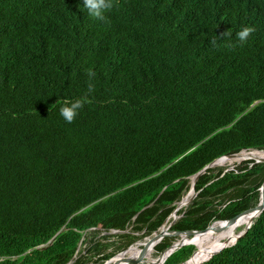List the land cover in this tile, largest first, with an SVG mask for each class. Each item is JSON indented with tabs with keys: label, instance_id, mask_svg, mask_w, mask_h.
Listing matches in <instances>:
<instances>
[{
	"label": "trees",
	"instance_id": "16d2710c",
	"mask_svg": "<svg viewBox=\"0 0 264 264\" xmlns=\"http://www.w3.org/2000/svg\"><path fill=\"white\" fill-rule=\"evenodd\" d=\"M110 2L98 19L83 0H0V264H85L79 246L101 245L85 232H156L193 175L264 151V0ZM78 100L68 123L60 109ZM251 163L205 170L170 231L256 206L264 164ZM213 251L187 244L163 264H264V210Z\"/></svg>",
	"mask_w": 264,
	"mask_h": 264
},
{
	"label": "bare ground",
	"instance_id": "6f19581e",
	"mask_svg": "<svg viewBox=\"0 0 264 264\" xmlns=\"http://www.w3.org/2000/svg\"><path fill=\"white\" fill-rule=\"evenodd\" d=\"M250 151H256V150H250ZM250 151H243V152L238 153V154L233 155V156L222 157L220 159H217L212 163L210 168L223 167V166H233L237 162L239 164V163H242L243 161H246V160L256 161L258 163L262 162L264 164V153H263L264 151L260 154L254 155L252 158L251 157L240 158L239 155H243L245 152H250ZM228 158H230V159H228ZM222 159H227V160L219 161ZM191 181H192V179H191ZM193 198H194V193L191 190H189L183 196V198L178 202L177 209L187 207L191 203ZM251 219H252L251 217H247V218L242 219L241 222H237L236 224L235 223H228L231 226V229H229L227 232L224 230H220V229H214L213 230L211 228V227L215 226V225H213L206 232L194 234L192 237L182 236L181 239L178 240V242H181V243H174L173 245L175 247V246H178L179 244H182V243H192L195 246V248L198 250V252H201V254L203 255L204 253H202V252L216 250V249L224 246L225 244L231 245L235 241L238 233L240 232V230L238 232H236V230L240 229V228H242V230H243L245 228V226H247L248 224L251 223ZM175 220H176V218H175V216H173L172 219L170 220V223L174 222ZM164 226H163V228L161 227L160 230L158 231V233H155L154 236L146 238V239L134 244L132 246V248L127 249L126 250L127 252L125 253V256L122 260H118V255H117L116 258L114 260H111V262H108V264H124V263L129 264L130 260L136 256H138V258H139L138 261H136L137 264H139L140 261H144V262H147L149 264H157L158 261H156L154 258H148V259H142V258L149 253H153L154 243L156 242L158 237H160V236L165 237L167 235L169 225H167L165 227ZM210 238H219L221 241H216L213 243H203L202 242V241L208 240ZM141 251H144V253L142 254Z\"/></svg>",
	"mask_w": 264,
	"mask_h": 264
},
{
	"label": "rangeland",
	"instance_id": "374dc122",
	"mask_svg": "<svg viewBox=\"0 0 264 264\" xmlns=\"http://www.w3.org/2000/svg\"><path fill=\"white\" fill-rule=\"evenodd\" d=\"M262 152H253V153H247V154H243V155H239L240 158H244V157H253L254 155L256 154H260ZM264 153V152H263ZM246 161H251V160H246ZM246 161H243V162H246ZM242 162V163H243ZM253 162V161H252ZM241 163L238 164V162L236 164H234L233 166H223V167H216V168H209L213 171V174L217 173L218 171H224V170H227L229 168H234L238 165H240ZM258 164H263L262 162L258 163ZM191 181V179H189ZM190 181H189V186H190ZM196 197V195H195ZM194 197V198H195ZM193 198V199H194ZM193 201V200H192ZM191 201V203H192ZM190 203V204H191ZM178 203H176L175 205L177 206ZM189 204V205H190ZM188 205V206H189ZM187 207H184L185 209L188 208ZM184 208H181V209H177V211L175 212L174 216L176 218V220L173 222V224L180 218V212L181 211H184L185 209ZM179 212V213H178ZM167 225H170V221L169 219L166 221ZM165 223V224H166ZM218 223V222H216ZM215 223V224H216ZM172 224V225H173ZM171 225V226H172ZM214 225V224H213ZM212 225V226H213ZM171 226L168 228V231H170V228ZM213 230L214 229H220V230H224V231H228L229 229H231V226L229 224H226V225H221V226H214V227H211ZM160 230V228L156 231V232H153L151 234H145L144 231H141V232H137V233H132L131 232V227L127 228L126 231L124 232H115V231H109V232H99V233H94L92 231H87L84 233L83 237L85 239H87L88 241L93 239V242L95 243H98V244H101L100 247H99V250L100 252L97 253L95 250L94 251H89L88 252V249H89V242L88 243H83L79 246L78 248V252H81L82 251V254H85V261L86 263L85 264H108V261L111 262V260H114L116 258V256L118 255V260H122L125 256V253L127 252L126 250L127 249H130L132 248V246L146 238H149V237H152L154 236L155 233H158V231ZM242 231V228L240 229H237L236 232L238 231ZM124 233H129L130 235H133L134 236V239L132 241V243L126 248L124 249L123 247V243H124V240H122L119 236L121 234H124ZM194 235V234H193ZM193 235H186L187 237H192ZM182 236V235H181ZM181 236H176L175 239H172V244L174 243H181V242H178L179 239H181ZM166 237H171V234L169 235H166L164 238ZM163 238V239H164ZM190 245H193V244H190ZM194 247V253H195V246L193 245ZM123 248V249H122ZM145 251V250H144ZM144 251H141V253L143 254ZM87 252V253H86ZM193 253V255H194ZM201 253V252H199ZM141 254V255H142ZM140 255V256H141ZM153 258L156 260V261H159L161 259V256L162 254H158L155 250H153ZM192 255V256H193ZM192 258V257H191ZM190 258V259H191ZM111 259V260H110ZM135 259H138V256L132 258L130 260V263L135 260ZM129 263V264H130ZM187 261L184 263L186 264ZM125 264V263H124Z\"/></svg>",
	"mask_w": 264,
	"mask_h": 264
},
{
	"label": "water",
	"instance_id": "95a60500",
	"mask_svg": "<svg viewBox=\"0 0 264 264\" xmlns=\"http://www.w3.org/2000/svg\"><path fill=\"white\" fill-rule=\"evenodd\" d=\"M243 151H245V150H243ZM256 151H259V152H263V151H260V150H256ZM240 152H242V151H240ZM239 152V153H240ZM238 154V153H237ZM233 155H236V154H232V155H228V156H233ZM228 156H223V157H228ZM220 158H222V157H220ZM220 158H218V159H220ZM217 160V159H216ZM215 161V160H214ZM213 161V162H214ZM213 162H211L210 164H208L206 167H204L200 172H198V173H196L195 175H193L190 179H192V181H190V187H189V190H191L193 193H194V197H195V195H196V193L194 192V185H195V182L197 181V179H198V177L200 176V175H202L204 172H205V170H207V169H209L210 168V166L212 165V163ZM256 163H258V162H256V161H253L252 163H251V165H253V164H256ZM232 168H229V169H227V170H224L223 171V173H225L226 171H229V170H231ZM188 190V191H189ZM264 210V182H263V184H262V186H261V189H260V195H259V201H258V203L256 204V206H254V207H252V208H250L249 210H247L245 213H243V214H241V215H239V216H237V217H234V218H232V219H230V220H226V221H215V222H220V223H223V224H228V223H237V222H241V220L242 219H244V218H247V217H251L252 219H251V223L250 224H248L247 226H245V228L242 230V231H240L239 233H238V235L236 236V239H235V241L231 244V245H227V244H225L224 246H222V247H220V248H218V249H216V250H214L213 252H212V255L215 253V252H217V251H220V250H222V249H225V248H227V247H230V246H232V245H234L235 244V242L243 235V234H245L246 233V231L250 228V226L252 225V223H253V221L262 213V211ZM177 211V206L175 207V209L173 210V212L169 215V217L172 215V214H174L175 212ZM168 217V218H169ZM168 218L167 219H165V221L163 222V224L161 225V227H163L164 225H165V223H166V221L168 220ZM173 224V222H171L170 223V225L168 226V227H170L171 225ZM213 224V223H212ZM211 224V225H212ZM210 225V226H211ZM210 226H208L205 230H203V231H200V233H202V232H206L209 228H210ZM160 227V228H161ZM115 232H120V231H115ZM196 233H199V232H184V233H181V232H171V231H167V235H169V234H171V235H174V236H186V235H193V234H196ZM181 236V237H182ZM164 238V236H160V237H158L157 238V240H156V242L154 243V247L157 245V244H159L160 243V241L162 240ZM52 241V240H51ZM50 241V242H51ZM187 244H192V243H182V244H179L178 246H175L174 247V245L173 244H171L166 250H165V252L162 254V256H161V259L158 261V263L157 264H163L164 262H165V260L167 259V257L170 255V254H172L175 250H177L178 248H180V247H182V246H184V245H187ZM211 255V256H212ZM211 258V257H210ZM210 258H208L207 260H209ZM111 260V259H110ZM206 260V261H207ZM189 261V259L187 260V262ZM109 262V261H108ZM205 262V261H204ZM130 263V262H129ZM139 264H149V263H147V262H144V261H140V263ZM202 264V263H201Z\"/></svg>",
	"mask_w": 264,
	"mask_h": 264
},
{
	"label": "clouds",
	"instance_id": "9594fccd",
	"mask_svg": "<svg viewBox=\"0 0 264 264\" xmlns=\"http://www.w3.org/2000/svg\"><path fill=\"white\" fill-rule=\"evenodd\" d=\"M83 4L85 8L88 9L89 15L98 19H103V10L111 9L112 7L110 0H83ZM253 31L254 29L246 27L243 30L239 31L236 35L241 42H246ZM225 34L226 33H222L221 35L223 36ZM212 43L215 45L216 41L213 40ZM89 75L91 76L93 75V73L90 72ZM93 91L94 85L89 84L88 92L91 93ZM83 106L84 104L80 100L72 102L70 104L66 101L65 106H62L60 109V115L65 119L66 122L72 123L74 122L75 117L79 114V110L82 109Z\"/></svg>",
	"mask_w": 264,
	"mask_h": 264
}]
</instances>
